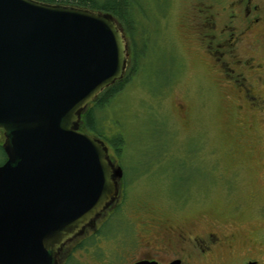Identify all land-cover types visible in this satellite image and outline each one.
Returning <instances> with one entry per match:
<instances>
[{"label":"rangeland","instance_id":"rangeland-1","mask_svg":"<svg viewBox=\"0 0 264 264\" xmlns=\"http://www.w3.org/2000/svg\"><path fill=\"white\" fill-rule=\"evenodd\" d=\"M133 1L138 23L126 40L139 56L136 67L122 90L96 110L108 142L123 139L118 153L110 149L123 171L122 215L132 223L143 219L142 209L158 206L173 225L193 232L227 226L233 244L206 264H241L249 231H264V217L255 212L264 206V66L259 82L244 74L263 99L256 108L242 90L247 80L225 74L202 42L201 8L212 0ZM4 160L0 148V165ZM92 248L113 261L120 250L110 241ZM141 252L135 247L130 253Z\"/></svg>","mask_w":264,"mask_h":264},{"label":"water","instance_id":"water-1","mask_svg":"<svg viewBox=\"0 0 264 264\" xmlns=\"http://www.w3.org/2000/svg\"><path fill=\"white\" fill-rule=\"evenodd\" d=\"M128 58L110 13L0 0V264H57L114 202L122 168L79 124Z\"/></svg>","mask_w":264,"mask_h":264},{"label":"flooded vegetation","instance_id":"flooded-vegetation-1","mask_svg":"<svg viewBox=\"0 0 264 264\" xmlns=\"http://www.w3.org/2000/svg\"><path fill=\"white\" fill-rule=\"evenodd\" d=\"M199 28L202 42L212 50L210 52L215 60L225 65L224 73L240 74L242 80H247L246 86L242 88L244 95L250 105L260 108L263 99L253 93L252 82H248L249 78L244 74H253L256 82L261 80L264 66L260 63V59H264V0H212L210 6L201 8ZM128 52L127 68L120 80L124 79L131 67L133 49L130 46ZM235 82L241 83L239 79ZM0 136H3L2 131ZM102 136L99 139L107 145L110 155L112 142ZM118 181L120 187L114 202L95 220L94 226L86 227L81 234L63 245L56 255L57 264H90L93 260L100 264H134L138 261L169 264L174 260L180 264H206L215 257L217 250L233 244L234 230L231 231L227 226L211 225L193 232L173 225L158 206L140 207L143 219L137 218L129 223L121 212L125 199L123 171ZM120 202L121 206L118 207ZM113 210L119 216L112 217ZM255 210L259 217H264V206L260 205ZM252 238L251 244L249 241ZM108 241L117 242L120 246V250L113 253L114 261L113 258L105 260V251L99 250L95 255L91 250L92 247L105 248ZM135 247L143 250L136 257L130 253ZM246 249L254 254L250 256L248 253L241 264H264L263 229L249 231Z\"/></svg>","mask_w":264,"mask_h":264},{"label":"trees","instance_id":"trees-1","mask_svg":"<svg viewBox=\"0 0 264 264\" xmlns=\"http://www.w3.org/2000/svg\"><path fill=\"white\" fill-rule=\"evenodd\" d=\"M46 3L53 4H65L74 5L79 7H86L92 10H98L112 14L118 21L121 27H123L129 38L134 37L136 32V24L138 23L135 18V2L133 0H39ZM137 53L133 52L131 58V67L123 80H117L109 87L104 89L88 106V109L81 115L79 128L82 132L91 134L94 137L102 138V131L99 128L101 122L98 120L96 110L105 107L111 99L119 93L123 86L126 84V80L134 68L136 67V60L138 61ZM123 139L121 137L116 138L112 142L113 148L116 153L121 149ZM0 148L2 149L1 145ZM3 151V149H2ZM5 155V154H4ZM6 159V157H5ZM5 161V160H4Z\"/></svg>","mask_w":264,"mask_h":264}]
</instances>
